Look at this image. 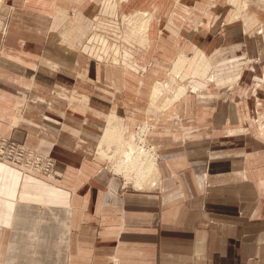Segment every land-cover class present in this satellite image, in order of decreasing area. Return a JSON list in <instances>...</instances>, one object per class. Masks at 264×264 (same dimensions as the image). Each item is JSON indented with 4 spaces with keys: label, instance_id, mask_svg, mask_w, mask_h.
<instances>
[{
    "label": "rangeland",
    "instance_id": "rangeland-1",
    "mask_svg": "<svg viewBox=\"0 0 264 264\" xmlns=\"http://www.w3.org/2000/svg\"><path fill=\"white\" fill-rule=\"evenodd\" d=\"M262 2L241 0L234 6L229 0H0V122L16 132L26 116L36 114L30 110V92L15 93L24 80L10 61L18 63L21 57L40 73L62 66L47 56L68 54L76 61L70 68L75 86L103 87L113 93L104 95L107 101H117L119 111L108 112L107 121L115 114L118 121L112 127L123 137L103 144V154L102 142L96 144L92 160L119 180L123 191L155 193L176 204L189 201L182 174L171 172L167 164L180 158L173 153L180 147L211 150L214 141V146L231 152L230 161L240 171L235 177L237 198L244 183L249 184L251 218L256 220L258 213L264 215V14L252 10L262 12ZM136 13L153 15L148 45L138 44L140 36L123 21ZM183 56L188 63L176 74L175 65ZM84 71L95 79L85 80ZM116 76L123 78L119 88ZM182 89L186 93L180 95ZM145 125L143 145L156 154L159 172L148 175L145 187L138 189L134 185L139 176L126 179L122 161L128 143L138 144ZM5 138L20 142L14 136ZM252 226L259 225L252 221Z\"/></svg>",
    "mask_w": 264,
    "mask_h": 264
},
{
    "label": "crops",
    "instance_id": "crops-1",
    "mask_svg": "<svg viewBox=\"0 0 264 264\" xmlns=\"http://www.w3.org/2000/svg\"><path fill=\"white\" fill-rule=\"evenodd\" d=\"M258 9L262 12L254 7L252 13L264 14V6ZM70 58L49 55V62L62 66L40 73L21 57L10 61L24 80L15 93L30 92L36 114L26 116L16 132L0 122V135L49 154L56 168L47 180L0 164V264H110L114 258L121 264H264V215L252 220L248 183L236 197L239 169L231 152L214 141L211 150L195 145L173 152L180 158L168 169L182 174L190 198L182 204L155 193L125 192L119 180L101 170L92 160L96 144L102 142L103 154V144L123 136L115 126L109 132L118 121L115 114L107 121L108 112L119 111L117 101H107L104 95L113 93L103 87L75 86L70 68L76 61ZM84 73L85 80L95 79ZM44 79L52 84H43ZM115 82L119 88L122 76ZM252 221L259 226L253 229Z\"/></svg>",
    "mask_w": 264,
    "mask_h": 264
},
{
    "label": "bare ground",
    "instance_id": "bare-ground-1",
    "mask_svg": "<svg viewBox=\"0 0 264 264\" xmlns=\"http://www.w3.org/2000/svg\"><path fill=\"white\" fill-rule=\"evenodd\" d=\"M246 4L247 2H244V6H246ZM237 15H238V12L233 16V19L237 18L236 17ZM152 19H153V15L147 14L145 16V14L143 13H136L134 15H131L128 19H127V16L123 17V21L127 22L128 20V25L138 32L140 36V38L138 39V44H141V45H145L149 43L148 34L150 32V26H151ZM187 62H188L187 58H185L184 56L180 57L175 65V72L181 71L184 68L185 64H187ZM210 80H211V76H210ZM112 124L113 123L110 124L109 132L114 131V128L110 129L112 127ZM147 131H148V126L146 125L143 126L140 131L143 133V135H141V137L138 136V139H139L138 144L128 143V150L127 152H125L126 160L124 159V161H122L123 162L122 165H126L125 171H124V176L126 177V179H130L129 176L131 174L137 173V176H139V178L144 181L143 182L140 179L135 181L134 186L138 189H142L145 187L144 183L148 175L152 174L153 172L155 174L158 173L157 160H156V157H154V155L156 154L153 153L151 149H148V148L146 149L145 145H143L145 142L144 137ZM140 132L139 134L138 133L137 134L140 135ZM122 137L123 136H119L118 142H120ZM123 144L124 143L122 142L121 145ZM139 145H143V146L140 147ZM124 162H126V164ZM0 164H3V163L0 162ZM120 167L123 168L122 166ZM151 184L153 185V183Z\"/></svg>",
    "mask_w": 264,
    "mask_h": 264
},
{
    "label": "built area",
    "instance_id": "built-area-1",
    "mask_svg": "<svg viewBox=\"0 0 264 264\" xmlns=\"http://www.w3.org/2000/svg\"><path fill=\"white\" fill-rule=\"evenodd\" d=\"M0 161L9 163L24 173L43 178H51L56 168V160L49 155L2 136H0ZM114 263L117 264L116 259Z\"/></svg>",
    "mask_w": 264,
    "mask_h": 264
}]
</instances>
